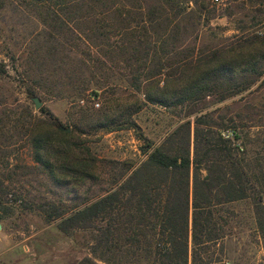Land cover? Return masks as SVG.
Returning a JSON list of instances; mask_svg holds the SVG:
<instances>
[{
	"label": "trees",
	"instance_id": "trees-1",
	"mask_svg": "<svg viewBox=\"0 0 264 264\" xmlns=\"http://www.w3.org/2000/svg\"><path fill=\"white\" fill-rule=\"evenodd\" d=\"M34 2L45 26L43 40L31 51L36 65L32 78L37 85L48 82V73L60 72L63 65L69 67L70 79L83 75L70 53L80 39L88 50L93 48L106 58L125 54L132 62L127 83L136 92L142 90L146 102L171 107L241 95L252 113H264V102L255 99L264 100L263 31L233 35L235 39L226 45L183 46L187 36L181 38L179 33L187 26L180 21L187 3L194 4L200 19L203 12H210V5L222 0ZM107 17H111L110 24H106ZM113 35L117 37L112 39ZM58 82L55 77L50 81L54 88ZM97 93L93 90L94 96ZM6 103L1 96L0 105ZM134 105L113 117L99 112L90 127L107 132L135 129L144 141L140 149L145 158L134 168L128 161L105 160L110 183L106 193L82 207L47 201L46 217L60 218L63 229L91 228V253L107 264H209L214 258L208 250L225 237L226 221L219 207L244 199L255 207L264 240V139L260 148L250 152L248 142L240 141L234 117L215 120L206 112L195 116L192 138V122L186 120L155 146L132 119L141 108L133 110ZM23 110L13 120L15 126L22 122L18 137L27 140L33 160L49 177L72 187L97 178L99 159L89 149L84 151L87 157L83 151L76 152L71 132ZM235 116L240 118V114ZM226 129L228 136L222 132ZM6 193L0 184V218L8 208ZM15 199L12 195L10 202Z\"/></svg>",
	"mask_w": 264,
	"mask_h": 264
},
{
	"label": "rangeland",
	"instance_id": "rangeland-1",
	"mask_svg": "<svg viewBox=\"0 0 264 264\" xmlns=\"http://www.w3.org/2000/svg\"><path fill=\"white\" fill-rule=\"evenodd\" d=\"M39 9L34 0H0V68L5 70L0 73V98L3 96L7 101L6 105H0V119L3 121L0 123V184L7 191L8 200L5 204L8 208L2 212L0 223L11 237L7 251L0 255V264H107L91 253V228L63 229L60 218L49 219L45 213L47 201L61 202L67 208L82 207L106 193L110 183L109 164L105 160L128 161L134 168L145 158L140 149L144 141L138 139L135 129L107 132L90 127L99 112L113 117L128 106L131 108L135 104V110L141 105L133 112L132 119L155 146L186 120L192 122V138L193 120L200 114L211 112L215 120L234 117L240 141L248 142L250 152L260 148L264 139V113H252L245 101L240 100L241 95L223 101L208 97L171 107L146 102L142 90L136 92L127 83L132 62L125 54L106 58L93 48L89 51L87 44L80 39L70 53L72 63L82 67L83 75L70 79L66 75L69 67L63 65L60 72L48 73L51 79L59 80L55 88L51 79L37 85L32 78L36 65L31 51L44 37L42 29L45 26ZM195 9L193 3H187L180 21L181 26H187L179 33L181 38L187 36L183 46L226 45L235 39L233 35L241 32H264V0H222L210 5V12H203L200 19ZM105 20L106 24L111 23V17ZM115 37L117 35L111 36L112 39ZM93 90H97L96 96ZM262 94L264 97V92ZM33 97L41 102L39 108L34 107ZM255 99L264 102L261 97ZM94 102L99 106L95 107ZM25 108L41 121L51 122L60 129L69 128L68 132L74 135L76 152L83 151L81 154L87 157L84 151L89 149L91 155L99 159L96 162L97 178L86 179L72 187L49 177L46 170L33 160L27 140L18 137L22 122L15 126L14 115L18 112L24 114ZM236 113L240 118L235 116ZM222 132L228 136L227 129ZM12 195L16 199L10 202ZM219 208L226 221V224L223 222L225 237L208 250L214 258L209 264H264V240L257 227L251 200L234 201Z\"/></svg>",
	"mask_w": 264,
	"mask_h": 264
},
{
	"label": "crops",
	"instance_id": "crops-1",
	"mask_svg": "<svg viewBox=\"0 0 264 264\" xmlns=\"http://www.w3.org/2000/svg\"><path fill=\"white\" fill-rule=\"evenodd\" d=\"M0 228V255L7 251L8 246L11 243V237L9 233L5 230V227L2 223Z\"/></svg>",
	"mask_w": 264,
	"mask_h": 264
},
{
	"label": "water",
	"instance_id": "water-1",
	"mask_svg": "<svg viewBox=\"0 0 264 264\" xmlns=\"http://www.w3.org/2000/svg\"><path fill=\"white\" fill-rule=\"evenodd\" d=\"M32 101H33L34 107L39 108V106L41 105V102L39 101V99L37 97H33ZM61 129L65 130L67 132L69 131V128H61ZM0 228H1V224H0Z\"/></svg>",
	"mask_w": 264,
	"mask_h": 264
},
{
	"label": "built area",
	"instance_id": "built-area-1",
	"mask_svg": "<svg viewBox=\"0 0 264 264\" xmlns=\"http://www.w3.org/2000/svg\"><path fill=\"white\" fill-rule=\"evenodd\" d=\"M214 2H219L220 0H213ZM94 105L95 107H98L99 106V103L98 102H94Z\"/></svg>",
	"mask_w": 264,
	"mask_h": 264
}]
</instances>
